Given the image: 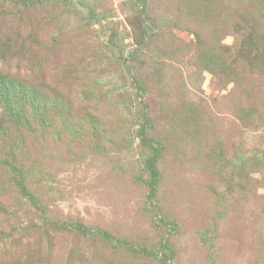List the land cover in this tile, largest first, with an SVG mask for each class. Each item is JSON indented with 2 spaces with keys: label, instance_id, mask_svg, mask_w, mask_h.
I'll use <instances>...</instances> for the list:
<instances>
[{
  "label": "rangeland",
  "instance_id": "374dc122",
  "mask_svg": "<svg viewBox=\"0 0 264 264\" xmlns=\"http://www.w3.org/2000/svg\"><path fill=\"white\" fill-rule=\"evenodd\" d=\"M0 264H264V0H0Z\"/></svg>",
  "mask_w": 264,
  "mask_h": 264
},
{
  "label": "trees",
  "instance_id": "16d2710c",
  "mask_svg": "<svg viewBox=\"0 0 264 264\" xmlns=\"http://www.w3.org/2000/svg\"><path fill=\"white\" fill-rule=\"evenodd\" d=\"M139 1H141V2H143V3L145 4V1H146V0H139ZM211 47L213 48L214 46H211Z\"/></svg>",
  "mask_w": 264,
  "mask_h": 264
}]
</instances>
